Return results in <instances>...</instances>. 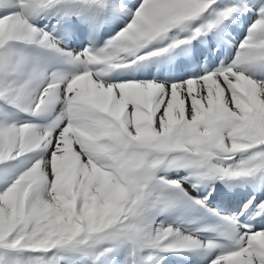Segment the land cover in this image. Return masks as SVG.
I'll list each match as a JSON object with an SVG mask.
<instances>
[{
  "label": "snow or ice",
  "instance_id": "obj_1",
  "mask_svg": "<svg viewBox=\"0 0 264 264\" xmlns=\"http://www.w3.org/2000/svg\"><path fill=\"white\" fill-rule=\"evenodd\" d=\"M0 264H264V0H0Z\"/></svg>",
  "mask_w": 264,
  "mask_h": 264
}]
</instances>
